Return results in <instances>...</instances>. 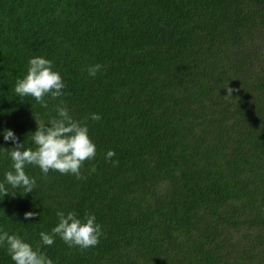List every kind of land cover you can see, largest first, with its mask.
Segmentation results:
<instances>
[{
  "label": "trees",
  "instance_id": "1",
  "mask_svg": "<svg viewBox=\"0 0 264 264\" xmlns=\"http://www.w3.org/2000/svg\"><path fill=\"white\" fill-rule=\"evenodd\" d=\"M35 54L66 82L46 108L12 91ZM60 100L100 114L95 155L79 180L27 165L35 188L0 197V226L54 264H264V0H0V128L23 140ZM57 209L94 213L98 243L40 244Z\"/></svg>",
  "mask_w": 264,
  "mask_h": 264
},
{
  "label": "clouds",
  "instance_id": "2",
  "mask_svg": "<svg viewBox=\"0 0 264 264\" xmlns=\"http://www.w3.org/2000/svg\"><path fill=\"white\" fill-rule=\"evenodd\" d=\"M100 63L87 66V74L95 76L101 68ZM66 82L60 71L53 68L52 59L43 54L30 55L27 58L26 70L18 76L13 84L12 91L19 98L32 97L42 108L47 107L48 98L55 99L65 95L63 91ZM233 89L226 88V94L231 95ZM55 115H49L46 122L34 117L35 128L24 134L20 140L11 127L0 128V139L11 141L8 147L0 144V159L7 157L10 166L3 171L0 179V197L5 194L21 196L33 192L36 180L29 175L25 168L34 165L40 173L46 175L50 169L61 174H71L75 178L83 179L81 166L85 160H91L96 152V145L88 134V126L84 119L99 120L100 114L91 112L87 117L75 119L70 114L68 106L62 100L53 105ZM25 139L29 144H25ZM112 149L104 153L105 160L114 157ZM111 163L116 164L115 159ZM93 165L88 172H94ZM25 220L39 215L32 209L23 212ZM57 221L53 226L38 233L39 243L51 245L56 236L68 246H77L81 249L95 246L102 235L101 225L95 214L85 212L83 217L73 210L57 209ZM0 247L4 248L14 264H54L53 260L40 249L35 247L15 231L9 232L0 226Z\"/></svg>",
  "mask_w": 264,
  "mask_h": 264
}]
</instances>
